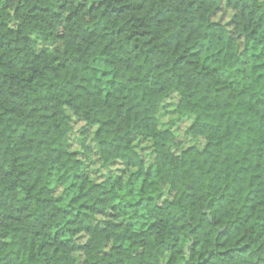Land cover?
Segmentation results:
<instances>
[{"label":"trees","instance_id":"trees-1","mask_svg":"<svg viewBox=\"0 0 264 264\" xmlns=\"http://www.w3.org/2000/svg\"><path fill=\"white\" fill-rule=\"evenodd\" d=\"M0 264H264V2L0 0Z\"/></svg>","mask_w":264,"mask_h":264},{"label":"rangeland","instance_id":"rangeland-1","mask_svg":"<svg viewBox=\"0 0 264 264\" xmlns=\"http://www.w3.org/2000/svg\"><path fill=\"white\" fill-rule=\"evenodd\" d=\"M262 1L264 2V0ZM87 4L89 6L91 5V2H88ZM230 18L231 12L225 7H222L218 15L215 17V19L223 22H228ZM36 49L39 51L42 49V46H37ZM176 100L177 98L175 95L167 97L161 103L159 112L157 114L161 127L172 129L175 133L176 142L182 144L180 149L175 148L173 152L179 153L182 148L190 146L201 148L204 144L203 140H192L188 136L187 129L192 122V118L178 116L177 112L175 111ZM68 115L72 125L69 148L85 162L91 179L97 183L106 182L109 174H116L125 178L126 173L123 171V168L120 164H115L108 168H105L101 165L97 157L96 146L91 140L93 131H91L88 136H84V123L79 118L73 116L70 112H68ZM135 149L143 157L146 164L151 162L153 155L151 154V147L148 141L140 140L136 142ZM106 219L107 218L105 216H99L96 219V222L103 224Z\"/></svg>","mask_w":264,"mask_h":264},{"label":"water","instance_id":"water-1","mask_svg":"<svg viewBox=\"0 0 264 264\" xmlns=\"http://www.w3.org/2000/svg\"><path fill=\"white\" fill-rule=\"evenodd\" d=\"M185 251H186V249H185Z\"/></svg>","mask_w":264,"mask_h":264}]
</instances>
